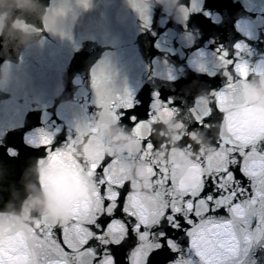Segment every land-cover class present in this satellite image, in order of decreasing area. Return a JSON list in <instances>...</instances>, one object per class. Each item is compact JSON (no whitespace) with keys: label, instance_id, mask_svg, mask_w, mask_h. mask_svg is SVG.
<instances>
[{"label":"water","instance_id":"1","mask_svg":"<svg viewBox=\"0 0 264 264\" xmlns=\"http://www.w3.org/2000/svg\"><path fill=\"white\" fill-rule=\"evenodd\" d=\"M200 7H204V11L193 12ZM141 12L151 17L150 26H146L141 19ZM186 16H189L188 20ZM238 42L248 45V50L240 54L241 61L247 60L252 68H256L264 60V0H193L191 5L190 0H119L83 61L48 132L54 133L59 129L56 143L63 146L68 136H76L77 128L83 131L89 123L99 125L98 134L86 135L83 143L78 145L77 156L102 154L118 161L113 169L115 177L129 183L132 194L148 204L152 213L162 210L151 203L157 198V193H160V204L163 203V189L148 175V164L157 168H174L178 181L189 189L196 188L207 168L197 172L189 166V162L210 157L220 159L215 144L220 136L229 135L225 118L246 119V107L256 110L257 121L264 116V107H258L256 101L249 100L252 91L264 90L262 76L253 74L246 87L235 94L236 99L224 105L223 112L216 108L215 98L211 95L212 91L225 87L228 76L233 81L240 79L215 54V50L223 45L230 53L229 58L236 60L234 45ZM93 69L108 97L121 96L125 90L132 92L137 106L128 115L150 119V104L153 93L157 91L161 99H171V106L179 109L178 117H157L151 125V140L155 148L147 160L140 159L142 141L132 132L133 125L129 120L115 121L106 115L112 110L110 105L106 108L96 105V90L92 87ZM170 74L176 79L169 80ZM197 101L201 107L211 103L213 113L205 121L212 124L210 128H201L192 115L191 109ZM245 134L260 136L261 129L253 123L246 128ZM114 136L120 139H114ZM186 144H191V148H186ZM260 150L264 151V145L260 146ZM45 155L44 149L40 148L0 222V234H24L29 248L39 255L40 264H45L47 247H38L39 242L32 239L29 229L35 227L38 220L49 225L68 226L74 204L81 200L94 201L96 191L92 178L85 176L78 183L83 185L84 195L70 201L66 207H60L55 196L66 195L65 183L75 181L66 179L59 189L51 182L47 185L42 183L41 176L47 165H41L39 161ZM233 171L242 186L248 188L250 196L252 181L240 174L239 167ZM128 191L130 188L126 185L122 190V201L123 194ZM48 205L56 209L53 214H49ZM219 215L230 218L226 212ZM116 216L128 223L129 234L123 243L111 246V252L117 264H133L134 254L138 251L135 247L139 242L137 234L132 231L134 221L124 217L119 210ZM110 219L112 217L106 216L102 223L106 225ZM155 219L154 214L149 216L150 221ZM251 219L250 230L254 232L257 218ZM161 230L173 238L180 251L173 252L166 246L153 256V260L159 264H174L181 256L185 260L194 258L188 249L189 239L182 231H174L167 222L153 231L158 233ZM55 231L59 234L61 229L56 228ZM108 235L111 236V232ZM73 242L79 247V239ZM149 243L145 239L141 249H146ZM92 244L97 242L94 240ZM64 259H68L70 264H81L88 257L80 258L78 252H73ZM253 260L264 264V241L253 248L245 264H252Z\"/></svg>","mask_w":264,"mask_h":264},{"label":"snow or ice","instance_id":"2","mask_svg":"<svg viewBox=\"0 0 264 264\" xmlns=\"http://www.w3.org/2000/svg\"><path fill=\"white\" fill-rule=\"evenodd\" d=\"M81 2L85 8L90 6L89 0ZM192 2L190 0V5ZM196 11H204V7L193 12ZM188 18L186 16V20ZM141 19L146 26H150V16L141 12ZM156 46L159 47V43ZM234 47L236 60L229 58L230 53L223 45L215 50L218 58L240 77L233 81L228 76V83L222 90L211 92L220 112H223L225 104L236 99L235 94L246 87V82L253 74L264 77V60L256 68H252L247 60L241 61L240 54L248 50V45L238 42ZM168 79L175 80L176 77L170 74ZM92 87L96 90V105L102 108L111 106L112 110L106 112L108 117L118 122L127 118L133 125L131 130L143 145L140 159L147 160L155 148L151 140V125L157 117H178L179 109L171 106L173 101L161 99L159 91L153 93L150 119H138L135 114L128 115L137 106L131 91L125 90L123 95L115 98L108 97L95 69L92 72ZM255 111L246 107V119L243 120H235L231 116L225 118L229 135L220 136L215 144L220 159L210 157L189 162V166L197 172L207 168V172L200 176V185L196 188L189 189L182 181H178L174 168L170 170L167 166L157 168L148 164V175L163 189L162 204L159 202L160 193H157L156 199L151 200L152 204L162 209L155 213L150 211L148 204L142 203L132 194L129 183L121 182L115 177L113 169L118 161L102 154L77 156L78 145L83 143L86 135L98 134L99 125L89 123L83 131L77 128L76 136H68L63 146L56 143L59 129L54 133L39 129L37 138L27 139L26 143L30 147L43 148L46 153L39 161L41 165H47L41 176L42 183L47 185L51 182L59 189L66 179L79 183L87 176L92 178L96 189L94 201L81 200L74 204L68 226L49 225L46 221L38 220L35 227L29 229L32 239L39 242L38 247H47L45 264H70L64 258L73 252H78L80 258L88 257L81 264H117L111 246L120 245L129 234L128 223L116 216L117 210L134 221L132 231L137 234L139 242L135 247L138 251L134 254L133 264H159L152 258L166 246L173 252L180 251L178 244L167 232L153 231L162 228L165 222L174 231H182L188 237V249L194 256L187 260L181 256L174 264H197V261L199 264H245L253 248L264 241V151L260 150V146L264 145V116L257 121ZM191 112L201 128L211 127V123L205 122L213 113L211 103L201 107L197 101ZM180 123L183 125L182 120ZM253 123L260 127V136L245 134L246 128ZM2 146L0 143V147ZM185 147L191 148V144H186ZM7 154L15 158L19 152L9 147ZM236 167H239L243 177L252 181L250 196L248 188L242 186L233 171ZM126 185L130 191L123 194L122 201V190ZM244 197L248 198L243 199ZM222 212L228 213L230 218L219 215ZM153 214L156 219L150 221L149 216ZM106 216L112 219L105 225L102 220ZM252 217L257 218L254 232L250 230ZM56 228L61 229L59 234L56 233ZM109 232L111 236L108 235ZM74 239H79V247L74 244ZM145 239L150 243L146 249H141ZM94 240L96 245L92 244ZM49 256L55 258H47ZM0 264H40V259L29 248L23 233L15 236L0 234ZM252 264H258V261L253 260Z\"/></svg>","mask_w":264,"mask_h":264},{"label":"clouds","instance_id":"3","mask_svg":"<svg viewBox=\"0 0 264 264\" xmlns=\"http://www.w3.org/2000/svg\"><path fill=\"white\" fill-rule=\"evenodd\" d=\"M249 100L256 101L258 107H264V90L259 92L252 91L249 95ZM114 139H120L118 136H114ZM126 146V145H124ZM66 195L55 196L60 207H66L70 201L77 199L78 197L84 195L83 185H80L76 182L68 181L65 183ZM49 214H53L56 209L51 205L47 206Z\"/></svg>","mask_w":264,"mask_h":264}]
</instances>
